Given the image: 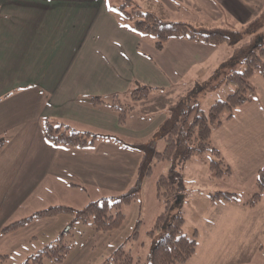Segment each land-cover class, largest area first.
Here are the masks:
<instances>
[{
  "label": "crops",
  "instance_id": "obj_1",
  "mask_svg": "<svg viewBox=\"0 0 264 264\" xmlns=\"http://www.w3.org/2000/svg\"><path fill=\"white\" fill-rule=\"evenodd\" d=\"M97 3L105 13L111 10L105 8L103 0H0V264H19L59 235L64 239V227L77 220L64 212L33 217L11 231H2L5 225L52 205L74 208V196L81 203L119 196L135 181L140 152L104 136L85 146L55 143L45 135V120L61 123L60 130L67 126L97 135L114 134L127 142L146 141L170 104H156L144 111L141 107L151 97L150 92L148 98L134 104L126 117L129 120L118 122L110 108L111 98L106 96L119 86V77L112 67L108 70L107 63L99 69L96 55L82 53L83 47L93 52L98 47L99 36L90 24L95 20L98 9L92 7ZM140 3L143 12L197 28H237L264 6V0ZM125 26L128 32L149 40L150 35ZM108 37L112 42V34L106 33L102 45L108 43ZM231 52L223 43L173 37L156 52L159 59L153 60L140 49L136 55L152 61L153 73L142 67L141 78L149 82L154 76L157 85L150 86L166 92L177 85L176 80L186 78L185 73L191 75L189 79H206L212 71L228 73ZM251 80L257 98L211 132L213 144L231 168L238 199L209 201L198 215L191 264H264V194L253 205L244 203L254 190V174L264 165V78L253 73ZM92 95L101 96L103 102L92 103ZM129 121L141 125H130ZM149 122L154 123V129ZM237 186L247 190L245 195H239ZM240 230L252 238L244 258ZM15 253L19 260L11 262L9 257Z\"/></svg>",
  "mask_w": 264,
  "mask_h": 264
},
{
  "label": "trees",
  "instance_id": "obj_2",
  "mask_svg": "<svg viewBox=\"0 0 264 264\" xmlns=\"http://www.w3.org/2000/svg\"><path fill=\"white\" fill-rule=\"evenodd\" d=\"M130 2L126 1L125 6ZM120 5L121 13L131 20L130 28L154 35L155 45L162 48L164 42L173 37L188 38L210 44H225L231 47V56L227 64L230 71L225 74L224 81L233 85V90L225 97L213 100L207 109L190 95H181L166 108L165 117L160 122L151 139L146 141L127 142L116 135L111 138L134 149L141 154L139 165L135 172L134 184L119 196H108L87 202L79 209L67 205H52L33 213V215L16 220L2 228L8 231L17 228L33 217L71 213L75 220L91 224L100 231H110L120 227L125 219L123 205L136 201L139 186L144 176L152 173V167L161 161H170L167 173H160L154 181L155 198L162 207L153 223L154 230H161L157 241L153 244L146 259L140 258L129 248L117 247L100 264H184L193 254L196 246V218L212 200H237L233 190L232 172L229 164L221 155L219 149L211 140L213 129L233 117L239 108L253 102L257 89L251 80L253 73H259L264 78V6L256 15L242 23L237 28L200 27L197 28L185 21H174L159 18L137 7L126 10ZM207 85V84H205ZM156 89L148 84L132 89L128 100L123 101L114 93L109 101L110 108L117 114L118 122L123 124L134 103L149 97L151 90ZM94 104L103 100L99 95H92ZM62 128L61 123L52 124L45 120V135L53 142L85 146L92 144L96 134L88 131H75ZM156 137V138H155ZM155 139L161 138L163 147L158 149ZM2 141L0 140V143ZM157 148V149H156ZM207 153L209 155L208 169L217 178L229 181L228 189L216 190L206 197L191 196L185 175L181 172L183 163L189 158ZM255 189L244 202L247 205L257 203L264 194V165L254 174ZM200 194V193H199ZM189 195V197H187ZM188 198H196L195 211L191 212L192 229L185 231L186 218L183 213L184 203ZM181 201L183 203L181 204ZM186 210V209H185ZM190 235H187L188 233ZM70 249V245L58 236L52 243L44 245L36 254L19 264H40L44 257L54 263L62 262Z\"/></svg>",
  "mask_w": 264,
  "mask_h": 264
},
{
  "label": "rangeland",
  "instance_id": "obj_3",
  "mask_svg": "<svg viewBox=\"0 0 264 264\" xmlns=\"http://www.w3.org/2000/svg\"><path fill=\"white\" fill-rule=\"evenodd\" d=\"M126 1L130 2L127 6H125ZM140 1L141 0H103L105 8L112 10H110L108 14L104 12V7H101L98 3L96 6L92 7L98 9L96 11L94 22L90 23L92 24V32L95 31V33L99 36L96 42L98 47L95 49V52H93V49L89 50L86 47L82 48L83 55L97 56L99 60V69H102V66L104 67L106 63L108 64V70L112 67L113 73H115V75L117 74L120 79L119 86H115L116 90H114V92L117 93L123 101L128 100V93L130 90L140 86V84H145L140 81H145L149 85H157V82L154 80V76L150 78L149 82L141 78L140 69L142 67H144L148 72L153 73L151 67L152 61H146L142 57L136 55V52L140 49L144 53L150 55L153 60L159 59V56L156 54V52L159 51V48L155 45L156 38L154 35L144 33V36L150 35L148 40L147 38H142L141 34L137 35L131 31L128 32L125 25L127 24L130 27L131 20L127 19L121 13V9H119L120 5L123 4L125 6L124 8L129 11L132 6L143 10V6ZM86 27L87 26L83 24L84 31ZM106 33H108V36L110 33L112 34V42L108 37V43L102 45V40H104ZM72 50L76 53L75 49ZM165 52L166 49L163 50V54H165ZM77 56L78 54L76 53V57ZM65 70H67L66 65ZM225 74L226 73H223V71H212L209 72L206 79L201 77L189 79L191 75L189 73H185V76L183 77H186L187 79L182 78L181 80H176L177 85L172 87L170 91L167 90L166 92H158L153 90L151 91V97L142 107L141 105L143 102L138 104H140V107L145 111L147 107L154 106L156 104L167 105L174 102L181 95H190V97L193 98L192 100H196L200 103L203 109H207L213 100L223 98L233 90V85L224 81ZM173 81L175 80L173 79ZM160 90L163 91L164 89L160 88ZM126 92L127 97L125 94ZM112 94H109L106 97L111 98ZM126 119L129 120L128 118ZM129 124L141 125L138 124V122L133 121H129ZM148 125L150 128H155L153 122H149ZM153 131L154 130L149 132L147 139ZM108 135L113 136L114 134H96V137H112ZM152 135L149 139L152 138ZM155 138L156 147L161 149L163 147L162 139ZM143 140H146V137H143ZM208 162L209 155L207 153H201L189 158L183 163L181 172L185 175L187 183L189 182V189L187 192L191 196L197 194L198 197H206V195L213 191L228 189L229 181H224L222 178L215 177L208 169ZM170 165V161L158 162L152 167V173L149 176H144L138 189L139 193L136 201L123 205V212L126 214L127 219L123 222L120 228L118 227L104 234L100 231L95 232V229L91 224L80 221H72L68 224V226H65L64 229L67 230L65 233H62L64 234V241L70 245V249L66 258L62 261L63 263H60L100 264L105 257L110 255L119 246H123L126 249L129 248L135 254L138 253L142 260L146 259L153 244L157 241L161 234V230H154L153 233H149V231L153 229V223L156 216L162 210V207H158V201L155 198L154 189L152 190L151 184L153 186L158 174L167 173L168 169H170ZM234 188L235 186L233 185V189ZM102 191L106 192L104 189H102ZM237 191L239 195L242 196L245 195L247 190L237 186ZM253 191L254 190L250 192L248 198L251 196ZM92 193H95V190H93ZM187 197H189V195H187ZM248 198H246V200ZM188 199L190 202L186 201L184 203V208L182 209L184 210L183 213L186 218V232L188 228H190V230L192 229L191 217L189 214L194 212L196 209L194 206L196 198H193L194 201L191 200L192 198ZM80 201L81 200H79L78 196H74V209H79L86 204V202L81 203ZM63 202L64 200L60 203ZM182 203L183 201H181V204ZM74 222H78L77 224L79 225L73 224ZM190 234L191 233L189 232L187 235ZM240 238L241 254L242 258H244L246 256L244 252L248 251L252 238L248 237L244 230H240ZM192 255L193 254H191V256ZM191 256L184 264H191ZM9 260L11 262L18 261L19 254H12L9 257ZM40 264L56 263H54L50 258L44 257Z\"/></svg>",
  "mask_w": 264,
  "mask_h": 264
}]
</instances>
